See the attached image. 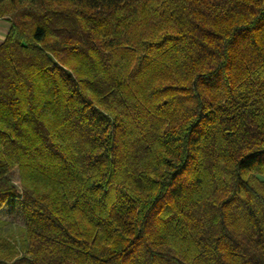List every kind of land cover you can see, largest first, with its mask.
Masks as SVG:
<instances>
[{
	"label": "trees",
	"instance_id": "trees-1",
	"mask_svg": "<svg viewBox=\"0 0 264 264\" xmlns=\"http://www.w3.org/2000/svg\"><path fill=\"white\" fill-rule=\"evenodd\" d=\"M0 19V264H264V0Z\"/></svg>",
	"mask_w": 264,
	"mask_h": 264
},
{
	"label": "rangeland",
	"instance_id": "rangeland-1",
	"mask_svg": "<svg viewBox=\"0 0 264 264\" xmlns=\"http://www.w3.org/2000/svg\"><path fill=\"white\" fill-rule=\"evenodd\" d=\"M11 178L19 189L20 187L17 170H14L11 173ZM0 218L7 220L11 228L15 232H17L23 225L21 204L19 203V201H17L16 204H12V206L7 205L2 207V209L0 210Z\"/></svg>",
	"mask_w": 264,
	"mask_h": 264
},
{
	"label": "crops",
	"instance_id": "crops-1",
	"mask_svg": "<svg viewBox=\"0 0 264 264\" xmlns=\"http://www.w3.org/2000/svg\"><path fill=\"white\" fill-rule=\"evenodd\" d=\"M8 27H9V23L3 19H0V43L3 41L7 33Z\"/></svg>",
	"mask_w": 264,
	"mask_h": 264
}]
</instances>
